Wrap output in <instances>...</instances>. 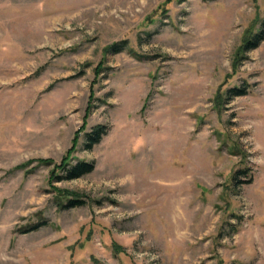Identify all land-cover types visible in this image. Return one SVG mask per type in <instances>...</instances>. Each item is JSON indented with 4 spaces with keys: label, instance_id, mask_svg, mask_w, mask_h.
<instances>
[{
    "label": "rangeland",
    "instance_id": "1",
    "mask_svg": "<svg viewBox=\"0 0 264 264\" xmlns=\"http://www.w3.org/2000/svg\"><path fill=\"white\" fill-rule=\"evenodd\" d=\"M263 20L264 0H0V264H264V40L234 69ZM89 106L94 170L49 181L27 162H58Z\"/></svg>",
    "mask_w": 264,
    "mask_h": 264
},
{
    "label": "trees",
    "instance_id": "2",
    "mask_svg": "<svg viewBox=\"0 0 264 264\" xmlns=\"http://www.w3.org/2000/svg\"><path fill=\"white\" fill-rule=\"evenodd\" d=\"M264 40V20L261 23L259 29L257 30H251L249 29L246 34L243 36L242 42L240 44V47H238L235 56H234V69L237 65L236 63H239L242 59L245 58L246 53L251 51L252 49H255L260 42ZM127 41H117L113 42L104 48L105 53H117L122 51L126 46ZM130 52V50H129ZM136 57H138V54L134 53ZM102 70V63H99L97 67L94 70V80H92L90 85V93H89V101L93 99L94 91L93 87L94 84L97 81L98 75L100 71ZM247 93V87L239 86V87H233L228 88L223 91H218L215 96V107L219 111L229 100L233 99L234 97L243 96ZM90 106L86 109V114L84 116L83 124L79 128V130L74 134L73 139L71 140V144L69 148L66 150L65 154L62 156V158L55 162L52 159H35L32 161H28V163L36 162L37 165H52V170L50 174L49 181L52 179L54 181H63V180H74L78 179L80 177H83L85 175H88L92 173L94 170V165L91 162H87L84 160H75L73 157V153L76 150V147L78 145V139H79V131L80 130H86V119L87 115L89 113ZM106 134V127L104 125H96L92 127L89 131H85L84 135V145L86 149H91L93 146L97 145L102 137ZM75 160L74 162H72ZM24 165V164H23ZM23 165L19 167H23ZM239 173L243 174L244 176L248 175V171L241 170ZM53 190L56 192L57 195H59L61 198L66 201V204H61L63 208L69 209V208H75V207H81L85 205V201L83 199H80L79 195L74 194L71 191L59 189L56 187H52ZM42 225H45L44 222H41L39 225L33 226L30 230H36ZM115 253L122 252V249L118 248L115 249Z\"/></svg>",
    "mask_w": 264,
    "mask_h": 264
}]
</instances>
